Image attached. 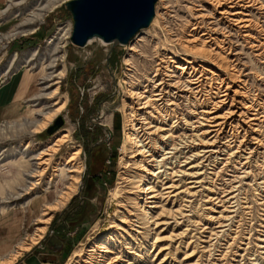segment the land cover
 I'll list each match as a JSON object with an SVG mask.
<instances>
[{
  "label": "rangeland",
  "instance_id": "374dc122",
  "mask_svg": "<svg viewBox=\"0 0 264 264\" xmlns=\"http://www.w3.org/2000/svg\"><path fill=\"white\" fill-rule=\"evenodd\" d=\"M68 1L0 0V101L11 98L6 93L10 84L23 90L10 113L7 110L12 103L0 107V264L11 259L12 264H25L31 255L41 264H89L90 254L91 264H105L114 257L101 258L99 250L101 246L111 248L121 233L123 210L119 204L130 196L122 190V177L124 163H130L131 157L124 151L130 132L127 116L131 107L137 108L131 92L143 91L147 78L154 75L157 53L171 57L174 66L192 59L212 83L217 78L227 80L229 97L214 114L234 112L229 122H238L241 128L235 138L229 126L217 137L206 134L210 122L189 115L194 117L192 122L202 121L203 126H193H199L205 141L194 145L189 154L198 147L218 153L207 155L213 158L201 169L199 195H182V203L192 202L185 223L177 226L168 220L171 226L158 231L159 241L153 248L156 253L160 248L166 250L153 264L166 254L171 258L166 264H264V143L259 146L252 140L255 135L264 142V122L251 126L240 117L244 103L259 105L264 111V0H246L255 3L249 9L251 28L232 25L229 36L216 32L215 37L224 39L222 44H202V30L190 41L193 24L207 26L221 19L222 27L229 26L228 16L221 13L240 10L238 5L230 7L237 0H231L232 4L230 0H157L154 22L127 45L95 40L84 47L70 42L73 22L65 8ZM38 15H42L39 20ZM158 16L159 24H155ZM138 38L143 41L138 43L142 51L137 54L131 46ZM53 59L55 70L65 68V75L48 82L45 77ZM56 81L60 83L56 85ZM61 106V113L44 128L45 117ZM58 118L62 125L48 133ZM66 133L68 141L56 146ZM47 150L44 158L51 160L50 166L44 176L33 179L35 183L41 179V184L32 191L26 175L46 168L38 169L41 161L37 155ZM78 150L77 163L83 165V172L75 192L67 189L72 181H64L55 169L60 164L58 168H63ZM236 186H240L232 194L236 200L230 199L229 190ZM50 217V222L44 223ZM41 227H46L45 232L38 231ZM212 231L219 232L218 239ZM36 241L38 244H33ZM152 244L153 236L147 250L151 251ZM30 245V250H24ZM146 248L140 252L143 257ZM144 262L150 264L148 259Z\"/></svg>",
  "mask_w": 264,
  "mask_h": 264
},
{
  "label": "bare ground",
  "instance_id": "6f19581e",
  "mask_svg": "<svg viewBox=\"0 0 264 264\" xmlns=\"http://www.w3.org/2000/svg\"><path fill=\"white\" fill-rule=\"evenodd\" d=\"M233 1L230 0L231 4ZM234 4L235 5L230 6L231 9H233L234 6H239L240 10L232 11L225 9L221 13L223 16H228L231 23L229 26L225 28L224 26L222 27L219 23L221 19L209 23L207 26H204L203 22H196L193 24L192 32L194 31V34L190 41L197 39L195 36L197 31L202 30V44L206 41L208 43L215 41V43L222 44L225 41H223L224 39L220 40L219 37H215L216 32L224 31V33L229 36L232 34V25L240 26V29L251 28V11L249 9L255 3L252 4L251 1L237 0ZM41 16H36V19H41ZM200 16L202 17L203 14ZM155 24H159V16ZM208 25H212V27ZM95 40L100 39L94 38L89 40L86 46ZM142 41V39L138 38L136 40L137 44L131 46V50L134 51V53H141V45L138 43ZM230 50L231 48H229V51ZM155 58H158L159 61L153 68L154 75L147 78L143 86V91L138 88L137 91L134 90L131 92L132 97L136 101L137 108L131 107L130 113L127 116L130 132L127 135L128 143L124 147V151L129 153L131 157L130 163H124L126 165L124 167L126 172L124 174L125 176L122 177L125 184L122 190L130 196L126 197L124 202L119 204L123 210L120 212L122 214L120 217V223L122 224V227H120L122 229L121 233L114 238L111 248L104 246L100 247L99 252L103 254L101 258L109 255L114 256L113 258L107 259L105 264H145L144 260L147 259L150 260L148 263L153 264L159 259L158 255L166 250L160 248L156 253V248H153L155 243L159 241L158 231H166L161 228L167 227L168 225L171 226L172 223L168 224V220H174L177 226L185 223V221H183L186 220L187 217L185 212L191 213L188 209L191 208L189 204L192 202L185 200L183 202L186 203H182V195H188L190 198L199 195L200 190L196 191V189L202 187L203 181L200 177L204 175V172H202L201 169L205 168L204 162H208L213 158L207 155L210 153H218L217 150L213 152V150H202L198 147L194 154H189L193 153L192 147H194V145L200 146V144L205 142L204 137H201L203 132H200L199 126H193L194 124L198 123V125L200 124L203 126L202 121L210 122V130L209 132L206 131V134L215 133V136L223 133L227 126L230 128L233 138L237 137L240 133L239 129L241 126L239 127V123L237 122V124L234 125L235 123L229 122L234 112L227 111L223 113L222 116L214 114V109L219 108V105H222L229 97L230 85L227 80L217 78L214 80L215 82L213 81L212 83V80L207 78L206 75L204 76L205 73L197 67L196 62L192 59H186L185 65L176 63L174 66L171 65L174 63L171 57L159 56L157 53ZM127 62L129 65H133V63L129 61ZM56 66V59H53L48 66L51 72L46 75V81L51 82L56 78L62 79L64 77L65 68L57 72L55 70ZM176 70H180L181 74L179 76L176 75ZM208 80L211 82L208 83ZM59 83L60 81H56V85ZM56 91H58V89H56L54 93ZM210 105H212V108L209 109ZM242 106L243 109L240 117L244 118V122L248 125L258 127L259 124L264 122V111H261L262 109L259 105L256 106L253 103H244ZM198 108H201V111H198ZM63 109L64 106H61L51 115L48 117L46 116V122H44L43 127L46 128ZM189 115L196 118L199 117V120L202 121L199 122L198 120L192 122L191 119L194 117H190ZM243 130L246 131L244 128ZM188 131L200 133L189 135L187 134ZM253 131H257V129H253ZM159 132L162 134L158 135ZM155 135H158V138H155ZM68 139L69 135L66 133L56 141L55 145H62L66 143ZM262 139L263 138L260 139V137L255 135L252 137L254 144L259 146L264 143ZM230 141L227 140L226 142ZM239 143L241 146V142ZM231 144H229V147ZM240 146H237V148L240 149ZM245 146L246 145L243 147ZM256 149L257 148H255V150ZM48 152L49 150H47V152H42L39 156L37 155V159L41 161L38 164V169H42L40 167L42 165H45L46 168L41 171L33 169L26 175L28 183L31 186L30 190L32 191L41 184V179H39L38 182L36 181V183L33 182V179L44 176L45 171L47 172L48 170L47 166H50L51 160L44 158L48 156ZM250 154L251 151L249 155ZM79 156L80 150L68 158L63 168H58L60 164L55 169V172H59L60 176H63L64 181H72L70 185L71 188L67 189H71L75 192H78V186L81 182L80 175L83 172V165L78 164L79 162L77 163ZM216 159H219V157H216ZM193 162H196V164L193 165ZM247 163H244V165ZM244 167L245 166H243V168ZM56 176L58 177L59 175ZM261 184H264V182ZM238 187L240 186L232 187L231 190H229L230 192L228 191L229 194L232 196V194L238 191V189H235ZM235 198L236 196H232L230 199L236 200ZM216 200H218V198ZM220 202L222 201L220 200ZM50 220L51 217L46 218L44 219V223H49ZM152 226L155 228L149 230ZM45 230L46 227H41L38 231L45 232ZM142 230H146V233H142ZM218 234L219 232L213 234L212 231L213 238L215 237V239H218ZM151 236H153L154 244H152V249L150 251L147 250L146 247ZM209 240L213 241L212 239ZM262 242L264 243L263 239ZM36 243L37 241L33 244ZM190 243L191 242L187 244L186 249L189 247ZM31 247L32 245L24 250H30ZM145 248L146 253L143 254L145 255V257H143L140 252ZM261 248L264 250V245H262ZM93 251L95 250H92V252ZM193 252L191 254H193ZM153 253L154 255H151ZM89 256L91 257V254ZM90 257L88 261L89 264H91ZM170 259L168 254H166L161 258L158 264H166ZM11 260L9 261L10 263L6 264H12Z\"/></svg>",
  "mask_w": 264,
  "mask_h": 264
},
{
  "label": "water",
  "instance_id": "95a60500",
  "mask_svg": "<svg viewBox=\"0 0 264 264\" xmlns=\"http://www.w3.org/2000/svg\"><path fill=\"white\" fill-rule=\"evenodd\" d=\"M156 2L157 0L68 1L65 8L73 22L70 42L77 47H84L89 40L96 38L113 46L127 45L140 31L151 25ZM61 125L62 119H56L48 133ZM26 264H40V260L31 255L26 259Z\"/></svg>",
  "mask_w": 264,
  "mask_h": 264
},
{
  "label": "crops",
  "instance_id": "0c3cea01",
  "mask_svg": "<svg viewBox=\"0 0 264 264\" xmlns=\"http://www.w3.org/2000/svg\"><path fill=\"white\" fill-rule=\"evenodd\" d=\"M13 85L12 84H10L9 86H8V88L6 89V93H7V95L9 96V95H11V98H9V99H7V101L6 100H1L0 101V107L4 104V103H12V105H9V107H8V110H7V112L8 113H10L13 109H14V103H16L18 100H20V98H21V95H22V88H20V87H18V86H16V85H14L15 87L13 88L12 87ZM6 105V104H5ZM7 112H5V113H7Z\"/></svg>",
  "mask_w": 264,
  "mask_h": 264
}]
</instances>
